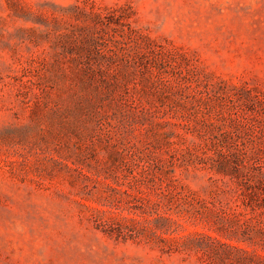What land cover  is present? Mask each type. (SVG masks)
I'll return each mask as SVG.
<instances>
[{"label": "rangeland", "instance_id": "374dc122", "mask_svg": "<svg viewBox=\"0 0 264 264\" xmlns=\"http://www.w3.org/2000/svg\"><path fill=\"white\" fill-rule=\"evenodd\" d=\"M0 264H264V0H0Z\"/></svg>", "mask_w": 264, "mask_h": 264}]
</instances>
